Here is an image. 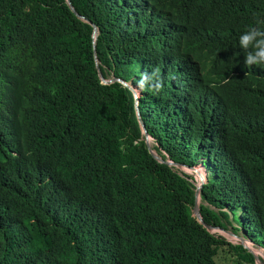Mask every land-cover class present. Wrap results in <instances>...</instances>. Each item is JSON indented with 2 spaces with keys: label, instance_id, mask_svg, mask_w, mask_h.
Returning a JSON list of instances; mask_svg holds the SVG:
<instances>
[{
  "label": "trees",
  "instance_id": "1",
  "mask_svg": "<svg viewBox=\"0 0 264 264\" xmlns=\"http://www.w3.org/2000/svg\"><path fill=\"white\" fill-rule=\"evenodd\" d=\"M0 0V264H257L264 0ZM257 21L260 23L257 24ZM93 25L97 35L93 48ZM163 87L131 89L156 67ZM202 164L196 184L178 166Z\"/></svg>",
  "mask_w": 264,
  "mask_h": 264
},
{
  "label": "clouds",
  "instance_id": "2",
  "mask_svg": "<svg viewBox=\"0 0 264 264\" xmlns=\"http://www.w3.org/2000/svg\"><path fill=\"white\" fill-rule=\"evenodd\" d=\"M259 23L260 22L257 21V24H259ZM95 27H96V25H95ZM239 47L244 52V57H245L244 63L249 68H251L253 65L264 66V30H261V28H259L258 26H249L247 28V30L242 32L239 36ZM163 71H164V67L161 65L159 67H156L151 73H149L147 71L142 72L140 74V79L138 81H136L135 84H129L128 81H124V80L117 78V77H111V78H116L117 81H120L122 84L128 86L131 89L133 97H134V101H135V107H136V113H137L138 121H139L141 129L143 131L146 144H147V139L151 138V136L148 135V133H147V135L144 133L145 127L143 129V127L141 125L142 121L140 119L139 109H138L137 105H138V101H139L140 96L143 95L142 91L149 90V91H152L153 93H159V91L163 87L162 80L160 78L159 73L160 72L162 73ZM147 146L150 149L151 153H153V155H156L154 150H151V148H150L151 145L147 144ZM177 165H175V166H177ZM198 165L202 166V164H198ZM205 175L207 176V170L205 171ZM246 240H249V239H246ZM250 242L252 243V241H250Z\"/></svg>",
  "mask_w": 264,
  "mask_h": 264
},
{
  "label": "rangeland",
  "instance_id": "3",
  "mask_svg": "<svg viewBox=\"0 0 264 264\" xmlns=\"http://www.w3.org/2000/svg\"><path fill=\"white\" fill-rule=\"evenodd\" d=\"M147 142L149 145L153 144V141L151 138L147 139ZM178 167L183 170L184 172H186L189 175H192L194 178V182L196 184V186L204 183V181L206 180V175H205V169L200 166V165H195L192 168H188L186 166H180L178 165ZM211 232L216 233L218 235L223 236L224 238H226L227 241L231 242V243H239V238L230 234L231 229L228 228L227 231H223L219 228H211L210 229ZM239 236H242L241 234H238ZM244 244L248 247L251 248V250L255 253V255L257 257L260 258V261L264 262V248L263 247H256L255 245H253V243H251L249 240L244 241ZM236 259H238V257L235 254H231V253H225L222 257L220 256V263L221 264H229L232 263L233 261H235ZM260 261L257 259V264H260Z\"/></svg>",
  "mask_w": 264,
  "mask_h": 264
},
{
  "label": "water",
  "instance_id": "4",
  "mask_svg": "<svg viewBox=\"0 0 264 264\" xmlns=\"http://www.w3.org/2000/svg\"><path fill=\"white\" fill-rule=\"evenodd\" d=\"M66 2H67V4H68V6L70 7V9L73 11V13H75L79 18L82 19V16L76 12V10H75L74 7L72 6L70 0H66ZM93 29H94V30H93V48H95V40H96V35H97V29H96L95 25H93ZM99 77L102 79L103 83H111V82H113V81L116 80V78H111V79H105V78H102V75L100 74V72H99ZM141 125H142V127H143V129H144V125H143L142 122H141ZM144 133L147 135V132H146L145 129H144ZM147 144H148V142H147ZM154 156H155L159 161H162V162L164 161L165 163L170 164V165L173 164V162L170 161V160H163V159L161 160L158 156H156V155H154ZM175 165H177V164H175ZM177 166H178V165H177ZM201 186H202V184L196 186V189H195V203H194V207H193V215L197 218V220H198L200 223H202L207 229H209L210 226L203 222L202 217H201V215H200V213H199V193H200ZM223 231H224V230H223ZM226 231H227V230H226ZM227 232H230V231H227ZM230 234H232V235L238 237V238H239V241H238L239 243H237V244L243 245L246 249H248L249 252L253 253L255 260L258 259V260L260 261V258L257 257V256L255 255V253L251 250V248L248 247V246H246V245L244 244V241L246 240L244 237L239 236V235H236V234H234L233 232H230ZM249 241H251V240H249ZM260 264H264V262L260 261Z\"/></svg>",
  "mask_w": 264,
  "mask_h": 264
}]
</instances>
